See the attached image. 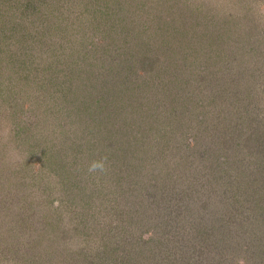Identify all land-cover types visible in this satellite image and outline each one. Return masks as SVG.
<instances>
[{
	"label": "trees",
	"instance_id": "trees-1",
	"mask_svg": "<svg viewBox=\"0 0 264 264\" xmlns=\"http://www.w3.org/2000/svg\"><path fill=\"white\" fill-rule=\"evenodd\" d=\"M59 1L0 0V46L4 47L0 48V53L7 51V63L18 65L17 71L20 70L7 80V87L2 85L3 91L0 88V94L6 97L0 98V114L8 119L11 127L0 138L4 140L2 153L11 150L16 159L21 154H30L33 148H43L38 159L48 164L49 170L43 171L40 180L47 173L49 184L52 180L59 183L79 176L88 158L96 157L92 161L100 164L96 179L103 180L102 173L118 179L113 187L107 184L103 188L105 181L101 182L104 192L113 193V201L119 200L113 207L118 210L110 212L108 217L99 218V214L93 217L95 197L88 196L85 203L91 202L81 212L85 215L79 217L71 229H63L64 234L84 232L82 236L85 238H76L78 235L71 233L73 239L79 241L73 242L79 252L62 264H264V83L258 80L254 71L245 72L255 67L251 62L245 69L235 67L231 71L237 61L234 49L239 48V44L243 46L245 39L253 37L246 28H260L259 33L264 37V20L262 22L259 14L250 8V0H193L192 4L187 2L180 9L175 0H161L157 8L150 6L151 10L155 7L156 12L145 10L143 5L136 3L130 17L143 19L149 25L146 26L149 38L158 41L157 38L167 35L171 26L181 40L178 35L170 40H179L183 46L166 47V40L164 47H146L144 52L140 47H128L124 43L129 32L125 25L102 27L112 13L126 14L127 4L120 2L116 5L110 0H72L77 9L74 12L75 6L67 0V7L58 8L61 9L58 13L60 23L64 21L70 32L82 28L84 23H89L88 26L94 23V29L100 35V45L108 47L106 56L99 55L102 59L106 57L103 59L106 63L99 66L101 68L93 71L92 62L86 66L89 74H104L105 71L109 73L110 68L115 69L110 84L112 92L109 93L103 89L102 74L90 79L88 75L82 85L77 64L68 62L66 52H57V48L26 47L34 53L20 51L17 56L10 53L12 47L8 43H3L14 35L19 38L17 31L13 30L19 20L31 23L37 19L43 25L45 19L28 14V9L41 15L46 9L52 16L56 13L54 4ZM161 18L169 24L165 30L153 23L160 22ZM228 18L234 21L233 29H228L230 25H222ZM226 31L233 32L230 39L238 47L224 45ZM35 32L41 45L47 42L37 27ZM134 39L133 36L128 42L131 44ZM258 39L264 43L263 38L258 36ZM120 42L128 49L124 50L118 64L112 53L119 50ZM50 52L57 56L53 63ZM259 53L262 54L261 49ZM138 55L148 58V63L152 59L150 80L143 76L148 65L139 62L135 67ZM129 57L132 60L124 62ZM86 60L83 58L84 62ZM2 69L1 64L0 76ZM119 69H125L123 76ZM106 87L109 89L107 84ZM100 91L105 96L104 92H107V97L101 100ZM17 109H20L18 115ZM23 111L26 112L23 114ZM34 122L36 124L32 125ZM136 122L141 125L135 126ZM203 127L206 134L197 141L203 149L196 161L201 163L198 178L188 175L182 180L186 185L177 187L163 180L161 174L164 183L155 180L157 189L145 194L144 176H141L139 187H131V180L123 174L126 171L124 163L128 161L127 168L135 167V172L141 175L140 169L146 167L149 174L155 175V152L159 148L163 152L165 144L171 147L170 154L163 157L166 163L177 168L190 162L196 167L190 161L194 158L183 156L179 146H188L192 141L190 132ZM115 133H118L117 140ZM145 140L153 141L152 149L148 144L137 145ZM56 177L58 181L54 180ZM96 193L92 189L91 194ZM62 203L61 198L52 199L47 205L60 210ZM139 210L143 214L140 222L152 221L149 224L152 225V238L147 241L139 239L144 223L139 225L134 223L136 220L125 216ZM128 231L130 238L126 237ZM38 232L36 234L42 237L50 235L47 229ZM52 242L61 249L63 242L60 243L55 236ZM55 252L51 247L44 253L52 259L57 257ZM102 254H106L108 260L96 261Z\"/></svg>",
	"mask_w": 264,
	"mask_h": 264
},
{
	"label": "rangeland",
	"instance_id": "rangeland-1",
	"mask_svg": "<svg viewBox=\"0 0 264 264\" xmlns=\"http://www.w3.org/2000/svg\"><path fill=\"white\" fill-rule=\"evenodd\" d=\"M156 1L157 0H110V3L113 4L115 3L116 5L120 2L127 4L128 12L124 15H123L124 12H119V14L115 13V15L112 13L111 18H109L108 16L106 22L102 23V27L108 29V27L110 26H115L117 28L119 25H125L127 30H129V32L124 43H126L128 47H135V48L140 47L141 48L140 51L142 52H144V49L146 47L162 48L164 47L163 43L166 40L168 41L166 47H183L180 44L179 40L178 42H173L170 40L174 37H177V35H178V39L181 40L180 35L177 34L178 32L174 27L170 26V28H168L167 35L165 34L163 37H161V39L157 38L158 41H156L154 37L152 38L148 37L146 33V26L148 24H146L143 21V19L139 20L130 17L131 15L134 14L132 13L131 10L136 3L140 4V6L143 5L145 10L156 12L157 6L160 3H162L161 0H158V2ZM175 1L178 3V8L180 9L181 6L187 2L192 4L193 0H186V2L184 0H175ZM66 2L67 0H61L58 3H55L54 9L56 10V13H54L52 16L51 13L48 14V12H46L47 11L46 9L44 15L37 13L36 10L34 9L32 10L28 9L27 10L28 14L30 15L33 14L34 17L37 16L38 18L40 15L43 20L45 19L43 25H41V23L38 22L37 19L36 20L33 19V22L31 23L26 22L24 20H19L14 24L13 27V30L17 31L16 33L17 36H19V38L17 39V37H15L14 35L12 36L11 39H8L3 43L5 44L8 43V45L12 47L10 53H14L17 56L20 53V51H27L30 53V55L34 53L32 49H27L26 47L28 48L34 47L35 49L36 48L39 49V47H43L45 50H51L52 48H57L58 49L57 52H63V53L66 52L67 55L64 56L68 60V62H73L74 64H77V70L79 73L81 84L83 85V82L84 80L85 81L87 80L88 75H89L88 79H90L92 78V76L97 75L99 77L102 74V73H93V72H90L89 74L88 72L89 67H87L86 65L88 62H92V64L94 65L92 66L93 71L97 70L98 68H101L99 66L102 65L103 63H106V61L104 62L103 60V59L106 60V57H103L102 59L101 57H99V55L101 54L105 55L107 53L105 50H107L108 47H102L100 45L101 41L98 40L100 39L99 37L100 35L99 32L96 29H94L95 28L94 23L90 24V26H88L89 23L86 24L84 23L82 28L79 27L71 32L69 31V26H68L69 32L67 31L66 23L62 21L63 23L61 24L60 23L61 19L59 18L58 15V13H60L61 11V9L58 8L67 7ZM248 2H250V8L254 10V13L256 15L259 14V18L263 22L264 11L262 9H264V0H250ZM70 3L72 6H75L74 1L71 0ZM150 6H155L156 8L154 7L151 10ZM185 7L188 8V5H186ZM74 8L73 11L76 12L77 11L76 6ZM123 9L126 10V8ZM142 12L144 14V11ZM240 15L242 14L239 13V16ZM88 19L91 18L88 17ZM98 23L100 25V22ZM153 23L156 24L155 25L156 27L158 26V28L159 27L163 28V30H165V27L169 26V24L166 23L165 19L162 18L160 22L156 20ZM233 24L234 21L231 18H228L224 20L222 25L223 27H228L230 25L228 29H233L235 27V25L233 26ZM155 26H153V28H155ZM36 27L41 37L43 36L47 41L46 43L44 41L43 45H41L38 42L35 32ZM246 29L252 32L253 37L245 39L243 41L244 43L242 44L243 46L239 44V48L234 49L235 53L237 54V58H235V60L237 59V61L235 62L231 71H234L233 69H235V67L237 70L241 68L245 69L247 66H249L251 62V64L255 66L253 70H248V71L244 70V71L247 73H251L252 71H254L258 77V80L261 83L262 82L264 83V43L259 42L258 36H260V39L261 38L264 39V37L262 36L261 33H259L260 28L256 29L255 26L254 27L249 26ZM163 30H160L159 32H163ZM226 33H227V38L224 40V45L226 47H238L237 45H235L236 43L232 42V40L230 39L233 32L226 31ZM133 36L135 37V39L130 44L128 41L132 40ZM43 37L42 39L44 40ZM218 37L221 39L220 36ZM26 39L28 40L26 41ZM124 43L121 42L120 44L117 43L121 47L119 48V50L117 49L118 51L112 53L114 54V56L117 57L118 64L121 61L119 59H121L123 53H125L124 50L128 49L126 45L123 46ZM1 46L0 48H4ZM249 49H252L253 51L249 52ZM260 49L262 51L261 55L259 53ZM46 53H49V51ZM0 54H1L0 63L3 66L0 76V82H1L0 88H2L3 91L2 85L6 84L7 87L8 85L7 80L12 79L20 70L17 71L18 65L10 66L7 63V57L9 55L7 51H4ZM50 55L53 58L51 62L52 63L55 62L57 56L52 54L51 52ZM83 58H87V60L84 62ZM36 60H39V58H36ZM131 60L132 58L129 57L127 58V61L124 60V62H128ZM137 60L138 62H135V67H138L139 62L141 63V65L144 66L148 65L147 70L144 71L143 76L144 79L150 80L153 73L152 70L149 68V64L152 62V59L148 63V58L145 59L143 58V55H138ZM125 65H127V63H125ZM105 67L108 68L107 64H105ZM19 68L21 69V67ZM109 70H110L109 71L110 74L108 73V71H105V73L101 75L102 79L104 80V81L102 80L103 89L105 88L106 91H108V93L112 92L110 84L113 83L112 78L114 77V73L112 72L113 71L115 72V69L111 70L110 68ZM123 70L122 69L118 70L120 71L122 76L124 75V73L122 72ZM47 74L50 75V73ZM106 84L108 85L109 89L106 87ZM96 85L97 84H95V86ZM96 88H97L96 92L99 91V86ZM104 93L106 94V96L103 95V92L100 91L101 100L102 97H107L108 93L107 92ZM160 94L162 93L160 92ZM4 95L5 94L3 95L0 94V98L5 99L6 97H4ZM149 95L150 97L153 96L151 94ZM112 97L113 98L115 97L114 93H112ZM145 99L147 100V98H143V100ZM167 100H169V98ZM126 103L127 101L125 100V105ZM4 104H6V102H4ZM144 106L146 107V103ZM19 110L17 109L16 111L17 115ZM162 111L164 113L166 112L165 110ZM25 112L26 111H23V114ZM8 113L9 112H7V114ZM129 119L130 118H128V120ZM31 124L35 125L36 123L34 122ZM134 124L135 126L141 125V122H136ZM9 125L10 124L8 122V119H6L5 117L3 118L2 115L0 114V137L6 135L10 131L11 127H9ZM20 127L24 128L25 126L20 125ZM204 127L200 130L195 129L192 132H190L189 137L190 139H192V141L191 143L188 144V146L178 145L179 147H182L181 152L183 156L185 157L189 156V159L194 158V159H190V161L195 163L197 165L196 167H193V165L190 162H188V165L185 164L184 167H177V168L175 167V165L166 163L163 157H166L168 153L170 154L171 147H168L167 144H165L163 148V152L160 150V148L155 152L156 155L155 157L157 158L155 175L153 173L149 174V171L147 172V167L140 169V173H142L141 175L139 174V172H135L136 171L134 169L135 167L127 168L129 167L128 161L124 163V165L126 166V171L123 172V174L126 175L125 177L128 180H131V187H137V188L139 187V181H141L139 177L141 176H144V180H142V182L145 187V189L143 190L145 194L152 192V189L154 188L155 190L157 189L155 180H158V182L160 180V183H164L163 181H161V178L159 176L161 174H163L162 175L163 180L169 181L170 184L172 185L174 184L177 187L181 185H186V183L183 182L182 180H185V177H188V175L189 177L192 175L191 177L198 178L199 174L201 173L198 172V170L201 168L200 166L201 163L200 162L197 163L196 161H198L199 158L197 157L199 156L200 153L203 152V149L200 147L197 141L203 138L204 134H206ZM133 131L137 134L135 128H133ZM116 136H118V133H115L114 136L115 139L117 140ZM115 139L111 138L112 141H115ZM140 139L141 138L138 136L137 140H139V142ZM52 141H53V137H52ZM3 142L4 140L0 138V264H62L64 261L66 262V260L69 261L74 254L77 255V253L79 252L77 248L73 246V242L76 243L79 241L73 239L72 234L78 235L76 238L79 237V239L82 240L85 237L82 236L84 232H81L80 234L78 231L68 232V234L65 233L66 234L65 235L63 229L65 231L71 229L73 225L77 223V219L82 215H85L82 214L81 212L84 211L85 207L87 208V205L91 202V200H88V202L85 203L86 198H89L88 196L95 197V201H94L95 209L92 211V213H94L93 217L97 216L98 214H99L98 216L99 218L104 217L109 215L110 212H115L116 210H118L113 207H115V205L118 204L119 200L113 201L114 194L111 193V195H108L107 193L104 192V189H102V187L104 188L107 184L113 187L114 182L118 180L117 177L107 173L106 175H104L102 173L101 175L104 176V179L103 180L96 179V174L100 172V166H99L100 164L92 162L96 160L97 158L96 157V158H88L89 161L83 164V166L79 165L82 166L79 176L72 177L70 179L61 180L59 183H54L52 180V182L50 181L49 184L47 183L48 182L47 181L48 178L46 177L48 175L47 173L44 175L45 176L44 179L40 180V176H42V173H44L43 171L47 172L49 170L47 169L48 164H45V162H42V160L38 159V156L43 148H39L38 150H35L33 148L30 153L31 157L29 153H25V154H21L16 159V157H14L13 151L11 150L2 153L1 144ZM152 143L153 141L151 140H145L141 143H137V145L148 144L151 145V149H152ZM176 148L178 147L176 146ZM131 150L134 152L135 151L134 147H132ZM205 153L207 154V152ZM58 179H59L58 177L54 178V180L56 181H58ZM101 182H104V186L102 187H101L102 185ZM57 188H59V190L61 191L59 190H58L59 192L57 190L54 191V189ZM92 189L97 191L95 195L91 194ZM60 198L63 200L62 209L54 210L55 208L54 206L52 208H48L49 203H52V199H55L56 201L59 200ZM34 199L35 200L37 199L36 200L37 202H34ZM116 207L119 208V206ZM40 209H44V210L41 211ZM140 211L141 210H139L138 213L129 212L125 216L128 215L129 219L133 221L136 220L134 221V223L140 225L144 223V222H140L143 218V214ZM120 212H126V211L120 210ZM119 215H121V213ZM88 217H90L89 214ZM64 223L65 226L63 225ZM151 223L152 221L145 222L143 224V228H142L143 232L141 233V238H139L140 240L147 241L152 238L150 235V231H151L150 227L152 225H149ZM159 223H157L158 227H160ZM43 229L50 230V235L49 236L46 235L45 237H42L40 234H36V233H40L38 232V230H43ZM54 236L56 237V239L60 241V243L63 242L61 249L58 248L59 245H52L53 243L52 239ZM126 237L130 238L129 231L126 233ZM66 246L69 248H63ZM51 247L55 248L56 250L55 254H57V257L53 254L55 257H53L52 259L45 256L44 253L46 250H48ZM107 258H106V254H102V257H100L99 260L98 259L95 260L100 262L101 260H108ZM31 261H34V263H32ZM93 264H96V262H94Z\"/></svg>",
	"mask_w": 264,
	"mask_h": 264
}]
</instances>
